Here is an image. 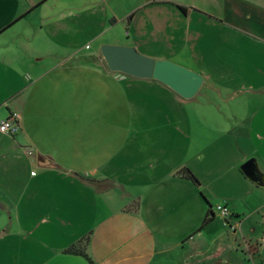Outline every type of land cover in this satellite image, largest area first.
I'll list each match as a JSON object with an SVG mask.
<instances>
[{"label": "crops", "instance_id": "crops-1", "mask_svg": "<svg viewBox=\"0 0 264 264\" xmlns=\"http://www.w3.org/2000/svg\"><path fill=\"white\" fill-rule=\"evenodd\" d=\"M102 1L82 0L80 13L53 5L51 42L85 45L65 23L73 17L81 32L77 15ZM129 2L145 11L143 40L125 46L199 74L195 96L111 72L81 49L51 51V114L30 115L34 66L21 42L38 31L46 0H0V123L15 113L20 124L15 136L0 132V264H200L213 225L227 229L216 205L239 228L245 215L264 214V0ZM194 20L204 30L193 32ZM158 35L165 49H153ZM249 160L261 183L242 172ZM208 204L214 219L201 229ZM83 243L89 260L66 252Z\"/></svg>", "mask_w": 264, "mask_h": 264}, {"label": "rangeland", "instance_id": "rangeland-1", "mask_svg": "<svg viewBox=\"0 0 264 264\" xmlns=\"http://www.w3.org/2000/svg\"><path fill=\"white\" fill-rule=\"evenodd\" d=\"M49 1L50 4L48 5L47 2ZM59 1L62 2V7L70 13L81 12L79 7L82 0H54V2L53 0H46V3H44L45 6L42 5L43 7L41 6L40 11H37L38 19L33 23V26L37 25L38 31L34 28L31 31H27L28 40L21 42V55H24V61L34 66H29V75L34 79V87L28 95L29 99L25 102L28 103L29 109L33 107L35 109L30 115L35 112L40 115L41 113L51 114V64H54L53 61L51 62V51L69 53L73 49H81L86 51L88 55L97 56L94 57V59H102L104 65H106L101 55V47L103 45L130 46V42L133 43L135 39L138 42L143 40L139 38L137 33V29L140 27L141 23L140 20L143 21L145 15V11L142 9L143 7L134 9V7L130 5L129 0H109L92 5L88 4L87 10L77 15L78 18H85L87 23L86 28L82 29L81 32H79V26L76 25L73 17L65 23L66 31L72 36L73 43L76 41H86L85 45L80 46L79 44L77 47H65L57 42L54 44L51 42V19L48 20L46 17L48 16L51 18V7L58 4ZM88 1L91 2L96 0ZM53 9L57 10L58 8ZM202 13L206 16L205 18H208V15H210L207 10H202ZM127 14L129 17L131 16L130 21L127 19L121 22L123 18H126ZM134 15L137 17L131 25L129 24L132 30L129 40L125 34L129 29L127 24L128 22H132ZM209 19L216 20L213 18ZM186 27L188 26L186 25ZM189 27L193 32H196L204 30L206 24L203 22L199 24L194 20ZM16 28H19V25ZM167 28V32H165L163 36L171 40V38L175 37L174 29L171 25L167 26ZM142 29L143 26L141 25L140 34H142ZM79 33L86 36V39L79 40ZM163 36L161 38L158 35V43L152 46L153 49H165L167 45L165 41L167 39L163 38ZM169 46L178 48L176 42L171 43ZM135 49L138 53L144 55L143 44H140L139 49ZM36 58L44 60L35 64L34 60ZM72 63L74 62H70V64ZM89 64L94 67L93 65L98 63L90 61ZM32 68H36V72L33 74L30 72ZM30 97L32 99H30ZM243 218L244 220L240 228L234 223V225L232 224V228L229 226L230 229H224L221 222H216L213 225L209 236L210 242L212 241L213 243L209 246L205 245L204 250H201L203 256L200 260V264H264V214H247ZM225 222L226 221H224V225L228 226L229 224L227 225ZM83 246L84 243L80 245L81 248H83ZM250 247H256L258 249L257 254H251L249 250Z\"/></svg>", "mask_w": 264, "mask_h": 264}, {"label": "water", "instance_id": "water-1", "mask_svg": "<svg viewBox=\"0 0 264 264\" xmlns=\"http://www.w3.org/2000/svg\"><path fill=\"white\" fill-rule=\"evenodd\" d=\"M101 55L111 72L137 79L156 80L183 99L195 96L202 84V78L197 73L169 61H156L145 57L127 46L103 45ZM37 161L40 165L49 163L41 156ZM241 170L249 180L261 183L253 160L244 163Z\"/></svg>", "mask_w": 264, "mask_h": 264}, {"label": "trees", "instance_id": "trees-1", "mask_svg": "<svg viewBox=\"0 0 264 264\" xmlns=\"http://www.w3.org/2000/svg\"><path fill=\"white\" fill-rule=\"evenodd\" d=\"M179 10H181V11H183V12H185L186 11V9H184L183 7H181V6H176ZM25 16V15H24ZM130 18H131V16L128 18V20L130 21ZM12 25V24H11ZM179 175H180V177L181 178H183L184 180H186V181H189L190 183H192L193 185H195L196 187H198V185H199V182L197 181V179L195 178V176L188 170V169H186V168H183V169H181L180 171H179ZM202 196V195H201ZM202 198H204V197H202ZM215 208V207H214ZM230 212H231V210H230ZM213 219H214V212H213V208L208 204V212H207V214L205 215V217H204V219H203V221H202V223H201V229H203L206 225H208L210 222H212L213 221ZM228 220H223L222 219V221H226L225 223L228 225V226H226L227 228H229V226L232 228V224L230 225V223L229 222H234V220H233V216H232V213H230V216H229V218H227ZM230 229V228H229ZM83 241H85V242H87L88 241V238H85V240H83ZM82 242V241H81ZM79 244H80V242H79ZM252 249V250H251ZM249 250H250V253L251 254H257V251H258V249L256 248V247H253V248H249ZM254 250H256V251H254ZM66 252L67 253H69V254H72V255H77V256H81V257H83V258H85V259H87V260H89L88 259V257H87V255L85 254V248L83 247V248H81L80 246L79 247H77L76 245H73V246H71L70 248H68L67 250H66Z\"/></svg>", "mask_w": 264, "mask_h": 264}, {"label": "built area", "instance_id": "built-area-1", "mask_svg": "<svg viewBox=\"0 0 264 264\" xmlns=\"http://www.w3.org/2000/svg\"><path fill=\"white\" fill-rule=\"evenodd\" d=\"M20 131L19 117L17 114L12 113L9 117L0 123V132L10 136H15ZM215 211L219 218L228 220L230 216V209L224 204H218L215 206Z\"/></svg>", "mask_w": 264, "mask_h": 264}]
</instances>
